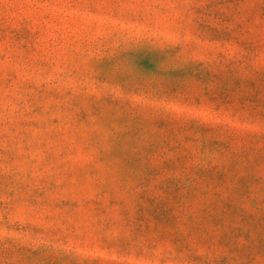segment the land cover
<instances>
[{
    "label": "rangeland",
    "instance_id": "1",
    "mask_svg": "<svg viewBox=\"0 0 264 264\" xmlns=\"http://www.w3.org/2000/svg\"><path fill=\"white\" fill-rule=\"evenodd\" d=\"M0 264H264V0H0Z\"/></svg>",
    "mask_w": 264,
    "mask_h": 264
}]
</instances>
